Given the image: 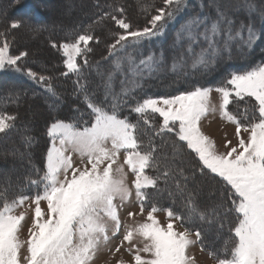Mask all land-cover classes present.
Wrapping results in <instances>:
<instances>
[{
  "label": "snow or ice",
  "instance_id": "1",
  "mask_svg": "<svg viewBox=\"0 0 264 264\" xmlns=\"http://www.w3.org/2000/svg\"><path fill=\"white\" fill-rule=\"evenodd\" d=\"M163 5L143 28L134 27L123 6L109 5L111 11L97 16L93 25L102 26L110 19L119 29L109 31L113 42L107 45L108 56L102 60L111 58V63L104 71L99 61L90 65L88 59L92 44L101 40L94 35L93 25L75 39L51 42L64 57L67 71L61 75L77 76V90L84 93L94 119L84 126L55 119L46 130L51 143L42 175L36 169L38 178L26 177L11 197L10 178H6V187L0 184V264H94L98 253L114 238H119V244L113 254L127 244L125 251L131 256L117 264H197L190 249L199 242L204 250L202 233L199 228L194 232L189 227L178 228L177 221L190 225L199 221L220 231L227 227L229 237L223 247L210 253L216 264H264V62L231 73L215 88L220 94L218 107L211 103L214 89L197 86L175 96L137 101L131 108L139 117L136 123L120 115L127 104L124 98L142 86L138 81L158 72L164 62L163 54L137 61L130 54L120 53L127 52L130 40L139 44L162 35L182 12L186 0H163ZM207 7L214 15L192 16L176 31L172 47L180 51L173 59V71L189 59L192 67L208 69L225 53L231 58L233 49L251 51L264 37V7L258 8L251 0H210ZM241 11L246 12L244 19L237 18ZM22 26L23 21L13 20L0 32V71H23L14 66L28 53L11 55L8 40L9 30ZM85 67H95L101 78L103 98L99 102L88 95L87 82L81 83ZM26 74L56 95L51 77L38 76L31 69ZM118 74L123 77L119 92L115 87ZM19 98L16 94L15 100ZM217 111L234 126L235 143L225 134L222 145H218L204 131L202 121ZM154 114L162 118L159 125L149 118ZM17 119L15 114L0 113V133L15 127ZM141 124L151 126L147 141L141 139L147 135ZM169 133L176 140L165 141ZM34 139L24 136L25 151L14 146L9 154L30 157L26 150ZM74 155L80 157L79 164ZM150 170L155 174H149ZM207 178L219 179L222 188L207 185ZM161 183L164 189L159 187ZM25 187L36 190L27 195ZM148 189L167 192L173 205L179 196L182 212L159 207L150 199ZM133 197L138 212L128 211L127 216L135 222L125 224L121 211ZM146 204V218L136 221L137 215L145 214ZM25 206L32 210V218L26 238L21 239L28 212L17 213V209ZM161 211L166 213V223L156 215ZM229 216L232 219L226 224Z\"/></svg>",
  "mask_w": 264,
  "mask_h": 264
},
{
  "label": "trees",
  "instance_id": "2",
  "mask_svg": "<svg viewBox=\"0 0 264 264\" xmlns=\"http://www.w3.org/2000/svg\"><path fill=\"white\" fill-rule=\"evenodd\" d=\"M59 0H0V32H3L13 20L23 21V26L19 29L9 30L8 40L10 43V54L19 55L20 52H27L26 57H22L17 65L23 71L17 72L14 68H8L0 71V113L17 115L15 127L0 133V184L7 186L6 178H10L12 188L8 195L11 197L16 194L17 185L23 186L26 177L31 176L37 179L36 169H40L42 175L45 165V155L47 148L50 147V138L46 135L47 127L55 120L62 119L68 122H76L84 126V122L94 119L91 109L88 108L84 93L77 90L75 81L77 76L69 73L62 76V72L67 69L63 65V54L58 48H53L51 42L60 44L66 40L75 39L79 34H83L89 25L104 11H111L109 5L123 6L125 15L133 23L134 27L143 28L147 26L148 20L156 14V10L163 7V0H91V11L89 16L78 17L73 25L63 27L59 22H63L65 16L52 7ZM89 1V0H88ZM259 7H264V0H251ZM210 0H186V5L182 12L178 14L174 22H169L162 35L158 37L146 38L139 44L130 45L127 52H121L124 56L130 54L137 61L144 59L149 55L155 54L157 58L163 54V65L158 72L150 77L138 81L142 86L136 87L130 95L125 97L127 104L120 110L122 117H128L133 123L139 119L138 115L131 111L137 101L145 98L170 97L178 95L185 91L193 90L194 87H219L224 81L230 78L234 72H243L249 70L260 62H264V37L257 40L251 51L245 50L243 53L233 49L231 58L225 53L214 65L205 69L203 67H192L191 60L183 67H177L172 70L173 59L180 51L179 48H173V39L176 31L190 17L195 15L213 14L207 7ZM205 5L202 7L201 5ZM65 7L63 6V9ZM146 9V10H145ZM246 12L237 13L238 19H244ZM59 24V25H58ZM260 22L257 20V27ZM94 35L101 38L100 43L92 44L93 51L89 53L88 59L90 65L100 62L101 71L108 68L111 58L108 61L102 60V57L108 56L107 45L113 42L109 36V31L115 32L119 29L110 19H106L103 25H93ZM31 29H39L32 31ZM33 36H32V34ZM41 40V43L38 41ZM199 49H197L198 51ZM31 69L38 76L51 77L50 84L55 89L56 95L50 93L43 82H37L30 78L26 73ZM123 79L117 75L115 87L120 91L119 81ZM87 82L88 95L93 97L95 102L103 98V89L101 87V78L97 75L95 67H85L81 83ZM131 87V85H129ZM11 94V95H10ZM19 95V100H15V95ZM78 110V111H77ZM37 113V123H33L28 118L29 112ZM154 124L162 123V118L158 114L149 117ZM147 135L141 136V139L147 141L151 136V126L141 124ZM24 136L34 137L30 152L23 159L10 155V150L15 146L25 151L22 143ZM165 141H174L176 137L173 134H165ZM157 143H160L157 139ZM189 160L191 156L187 157ZM29 159L31 163H29ZM195 163V161H192ZM35 166V167H33ZM14 171L13 173H11ZM149 174H155L150 170ZM10 175V176H8ZM207 185H215L222 188V182L219 179H206ZM161 189L165 185H159ZM34 187H25L24 194L32 195L35 192ZM150 199L161 208L173 207L174 211L182 212V201L179 196L175 199V205L168 197L167 192L157 193L153 189H148ZM148 208V205L146 204ZM232 219L229 216L226 224ZM183 227H189L193 232L199 228L202 233L204 250L211 252L219 251L229 233L227 227L224 230H218L214 225L197 221L195 224H182ZM200 244V243H199Z\"/></svg>",
  "mask_w": 264,
  "mask_h": 264
},
{
  "label": "rangeland",
  "instance_id": "3",
  "mask_svg": "<svg viewBox=\"0 0 264 264\" xmlns=\"http://www.w3.org/2000/svg\"><path fill=\"white\" fill-rule=\"evenodd\" d=\"M91 0H59L57 3L52 7L53 10L59 11L62 15L65 16V19L63 22H59L60 25H63L64 28L66 26H71L73 25L75 20H78V17L81 16H89L90 11H91ZM63 6L65 7L63 9ZM58 24V25H59ZM75 24V23H74ZM32 34V33H31ZM33 36V34H32ZM41 43V40L38 41ZM214 90L211 94V103L216 105L217 107L219 106L220 103V94L215 91V88L217 87H212ZM37 113L36 112H29L28 118L32 119L31 121L33 123H37ZM204 129H216L215 130H210V134L213 135V139H215L218 143V145H222L223 143V138L225 134H227V139H233V143H235V140L233 138V131H234V126L225 122L219 114V111L215 113H210L204 121H202ZM221 151H223V147L220 148ZM123 155V153H122ZM74 161L79 164L80 163V157L78 155H74L73 157ZM12 171L11 173H13ZM10 176V175H8ZM131 174L129 176V179H131ZM30 203V202H29ZM44 203L42 202V207H44ZM34 207V205H33ZM139 205L135 202V197H133V202L131 204L125 205V207L121 211V218L125 224H132L135 221L127 216L128 211H137L138 212ZM26 210L28 212V219L25 223V228L21 233V239H25L27 236V226L31 222L32 218V210L30 208H21L17 209V213L19 211ZM149 209L145 207V214L143 216L137 215L135 218L136 221H143L146 218L147 211ZM158 218L160 219L161 223H166V213L164 211L158 212L156 214ZM177 227L178 228H184L183 225L177 221ZM119 244V238H114L111 240L110 244L106 248H102L100 253H98V256L96 260L94 261V264H117V261L120 260L121 258L124 261H129L131 259L130 254L125 251V248L127 247V244H125L124 248H121V251L118 253H115V247ZM110 248L112 251H108L107 249ZM190 252L195 255L197 264H216L215 258L210 255L209 251L206 250H201L200 244L197 243L194 245L191 249Z\"/></svg>",
  "mask_w": 264,
  "mask_h": 264
},
{
  "label": "crops",
  "instance_id": "4",
  "mask_svg": "<svg viewBox=\"0 0 264 264\" xmlns=\"http://www.w3.org/2000/svg\"><path fill=\"white\" fill-rule=\"evenodd\" d=\"M213 130H215L216 131V129H214V128H212ZM212 129H204V131L207 133V134H210V130H212ZM211 135V134H210ZM211 136H213V135H211ZM199 243V242H198ZM201 247V246H200Z\"/></svg>",
  "mask_w": 264,
  "mask_h": 264
}]
</instances>
